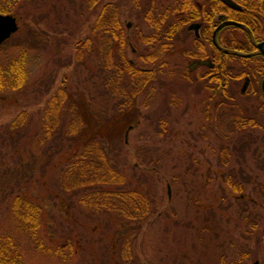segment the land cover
Returning a JSON list of instances; mask_svg holds the SVG:
<instances>
[{"label": "rangeland", "instance_id": "rangeland-1", "mask_svg": "<svg viewBox=\"0 0 264 264\" xmlns=\"http://www.w3.org/2000/svg\"><path fill=\"white\" fill-rule=\"evenodd\" d=\"M106 1L88 6L87 0H0L18 23L0 44V63L7 67L23 56L27 71L21 86L0 89V232L12 234L24 264H264V113L258 110L263 98L250 88L241 92V80H230L227 99L196 80L202 67L190 72L192 59L185 53L192 36L170 41L169 52L152 65L158 74L148 94L135 96L111 132L120 166L129 183L151 197V212L129 220L72 204L63 192L60 160L55 164L54 158L60 159L68 143L60 137L49 147L41 123L48 99L60 88L67 90L70 110L86 108V122L95 106L103 110L93 94L103 81L98 53L108 33L94 25ZM110 1L118 7L126 56L141 64L137 53L149 49L136 37L152 32L144 10L174 0ZM222 34L226 40L244 37L234 26ZM86 38L90 44L82 46L78 60L76 49ZM67 107L61 114L69 117ZM111 111L108 106L107 116L97 115L102 124ZM240 115L255 123L232 125L231 116ZM228 174L241 186L236 193L225 180ZM17 193L41 202L38 236L45 246L65 245L63 256L35 247L15 225L9 203Z\"/></svg>", "mask_w": 264, "mask_h": 264}, {"label": "trees", "instance_id": "trees-1", "mask_svg": "<svg viewBox=\"0 0 264 264\" xmlns=\"http://www.w3.org/2000/svg\"><path fill=\"white\" fill-rule=\"evenodd\" d=\"M98 1L100 0H87L88 6H93ZM202 2V6H200L195 0H174L169 5H163L159 8L153 5L144 10V17L148 20L152 32L150 34L140 32L136 37L138 43H142L149 49V52L137 53V60L142 61L141 64L131 61L126 56V36L122 32L118 7L110 0L104 2L101 6L94 28L101 29L108 35L102 38L100 52L98 53L101 79L103 81L99 85L98 91L93 95L96 100L104 103L103 110L95 106L92 115L94 118H90V123L86 122L82 113L86 108L83 106L80 109H74L73 107L70 110L67 107L68 105L64 103L66 97L70 99L67 90L60 88L56 94L48 99L45 108L47 118L44 117L41 123L44 137L50 141L49 147L51 143L56 142L57 139L61 140V138H64L69 144L62 145L59 150L60 153H58L60 159L54 158V161L57 164V161L60 160V186L63 192L70 196L72 204L83 205L91 211L102 209L115 211L123 218L136 221H140L151 212V197L143 187L132 186L129 183L131 179L129 176L126 177L124 169L122 170L123 167L120 166L118 160V148L115 144H110V140L115 137H111V132L118 129L122 124L124 112L134 105L135 96L143 91L148 94L146 89H148L151 82L156 80L158 74V69H155L152 65L164 53L169 52L168 44L170 41L180 36L184 38L187 35L186 23L200 16L205 19L206 24L201 32L202 42L196 39L194 42L195 47H198L199 52L202 53L206 51L205 47L209 45L208 54L213 57L215 65L208 70L210 77L216 79L217 74H211V72H215L218 65L217 47L213 44L211 34L215 25L220 21L216 17L217 13L224 11L226 13L225 18L239 19V13L243 10H255L260 16H264L263 0H253L252 8L247 7V4H245L242 11L225 5L221 0H202ZM0 11L4 10L0 7ZM226 26L234 25L225 24L222 28ZM260 36L264 37V29L258 37ZM88 42L89 39L86 38L85 43L83 41L80 44L81 47L78 46L76 49L78 60L83 53L82 46L88 47L90 44ZM154 44H156L155 47ZM225 45L233 47L232 43H225ZM190 49L185 50V53L195 55L193 47ZM234 56L231 51L225 52L223 93L219 94L217 85L209 86L213 88L214 94L221 95L220 97L225 99L231 97L228 94L231 91L230 80L232 79L229 72H231L233 65L229 63V60ZM160 63L162 64L163 61ZM26 78L27 71L23 56L11 61L7 67L0 63V89L19 87L25 82ZM196 86L199 88L200 83ZM251 92L262 96L264 99V93L260 87L253 89ZM109 102L110 104H108ZM85 106L87 107V105ZM108 106L112 108L111 115L108 119L106 117L102 124L97 115L107 116ZM66 107L65 110H69L66 111V114L70 112L69 117L61 114V111ZM23 115L24 113L21 115L22 118ZM230 121L232 125H244L253 123V118L241 115L231 116ZM23 123L22 120L18 124L22 125ZM53 132H60V134L53 135ZM105 133L109 134L105 135ZM57 144L59 145V143ZM75 144H79L80 147L72 149ZM62 153L64 154L63 157H61ZM231 177L232 174H228V178L225 180L229 182L230 191L236 193L241 186L230 181ZM9 209L15 225L28 233L35 242V247L62 256L65 254V245L45 246L38 236L42 221L41 202L30 199L25 194L17 193L9 203ZM0 264H24L10 232H0Z\"/></svg>", "mask_w": 264, "mask_h": 264}, {"label": "flooded vegetation", "instance_id": "flooded-vegetation-1", "mask_svg": "<svg viewBox=\"0 0 264 264\" xmlns=\"http://www.w3.org/2000/svg\"><path fill=\"white\" fill-rule=\"evenodd\" d=\"M234 1H236L239 4V7L238 8L231 7V8L237 9L240 11H242L245 8V4H247V7L249 6L250 8H252V5H253V0H234ZM195 2L198 5L202 6L201 5L203 3L202 1L200 2V1L195 0ZM0 12L10 13V12H5V11H0ZM220 14L222 16L221 18H218ZM224 16H226V13L224 11L219 12L216 15V17L220 19V21L224 19H232V18H225ZM239 17H240L239 19H232L238 22V24H232V25H234L235 28H238L239 30L242 31L243 36H244L242 39L238 40L237 38L234 37L232 40H226V38H224V35L222 34L223 29L226 28V27L222 28L223 25L216 32V35H218V33L220 32V34L216 36L218 45H215L213 42V44L217 47L216 58H217L218 65L216 67L217 68L216 71L211 72V74H214V73L217 74L216 79L214 77H210V74H209L208 69L214 67L215 61L213 57H211L208 54L207 46L205 47L206 51L202 53V52H199L198 47H195V42H194L195 39L201 41V32H202L204 25L206 24L205 19L202 16H200L197 19H193L189 21L185 25V30L187 32V35L184 38H182V40L187 39L188 36L189 38H191L192 36L191 42L193 43L192 47H194L193 50L195 51V55H188L190 59L192 60L189 61L187 68L188 70H190V72H192L196 70L197 68L202 67V71L200 73H196V75L194 76L195 79L198 81L205 80V83L207 85H209V83L211 85H217L219 94L223 93V87L225 83V71H224L223 62L225 59L226 51H231L235 55L233 57L234 58V62L232 63L233 66L231 68V72L229 73L231 74L232 80L234 82L237 83L238 80H241L240 91L244 92L247 88H250V90L253 91V89H256V88L258 89L259 87L262 90L261 83H262V79L264 76V52L261 50L259 43L264 40V37L262 36L258 37V36L262 34L263 29H264V16L263 17L260 16L255 10H250V11L243 10V12L239 13ZM16 21H17V17H16ZM191 22L198 23L197 29L188 28V24ZM17 28H18V23H17ZM195 30H197L198 34L195 33ZM13 32H11L8 37L3 39L0 42V44L3 43L6 39H8ZM179 38H181V36ZM225 43H232L233 47L227 46L225 45ZM263 47H264V44H263ZM205 58L210 59L213 62V65L210 66L209 64H204V63L199 62L200 59H205ZM194 60L196 61V64L190 67V63H192ZM261 73L262 75L260 77ZM242 87H244L243 91L241 90ZM262 92L264 93L263 90ZM258 106H259L258 110L264 113V99L261 100ZM253 123H255V118H253Z\"/></svg>", "mask_w": 264, "mask_h": 264}, {"label": "water", "instance_id": "water-1", "mask_svg": "<svg viewBox=\"0 0 264 264\" xmlns=\"http://www.w3.org/2000/svg\"><path fill=\"white\" fill-rule=\"evenodd\" d=\"M221 1L223 3H225L227 6L235 7V8L239 7V4L234 0H221ZM263 2H264V0H263ZM221 16L222 15L220 14L218 16V18H221ZM224 24H238V22H236L235 20H232V19H224V20L220 21L214 27L212 34H211L212 40H213L215 45H218V41L216 38V32ZM197 26H198L197 22H191L188 24V28L197 29ZM16 29H17L16 17L11 13H0V42L3 39H5L6 37H8L10 35V33L15 31ZM195 33L198 34L197 30H195ZM263 44H264V40L259 43V46H260L261 50L264 52ZM199 62L204 63V64H209L210 66L213 65V62L208 58L200 59ZM194 64H196L195 60L192 63H190V67L193 66ZM261 86H262V90L264 91V76L262 79ZM243 88L244 87H242V89H241L242 91H243ZM250 264H259V261H258V259H254Z\"/></svg>", "mask_w": 264, "mask_h": 264}]
</instances>
